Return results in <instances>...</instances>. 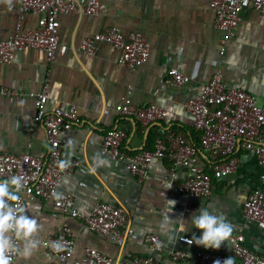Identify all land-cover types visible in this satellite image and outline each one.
<instances>
[{"label":"crops","instance_id":"obj_1","mask_svg":"<svg viewBox=\"0 0 264 264\" xmlns=\"http://www.w3.org/2000/svg\"><path fill=\"white\" fill-rule=\"evenodd\" d=\"M103 1L107 4L105 13H60V41L68 48L64 52L59 49L53 61L44 48L34 46L19 49L10 62L0 61V91L36 92L47 88L44 111L74 103L81 118L80 124L64 133V157L80 159L81 167L64 176L54 198H32L23 189L19 193L37 222L32 238L37 247L27 258L18 254L14 264H97L88 254L91 248L117 259L153 254L162 264H199L174 261L149 247L145 237L158 233L166 245L192 253L205 248L187 243L202 235V230L191 224L201 207L233 225L230 240L215 250L230 253L237 236L243 234L250 248L264 253V229L243 215L245 200L260 184L264 166L244 147L238 151L241 160L237 170L215 178L208 199L176 191L170 185L169 159L155 160L149 177L141 182L126 161L113 158L103 148L106 132L117 125L126 129L125 147L130 152L153 148L163 128L198 141L194 115L186 103L214 75L264 99V13L254 7L243 9L235 34L224 42L227 33L217 26L216 11L209 0ZM20 2L0 0V40L15 35ZM40 22L41 15L34 12L23 20L25 27ZM108 26H118L126 33L140 32L151 43L149 58L130 68L121 62V51L109 41L97 42L94 54L82 51L87 34ZM171 67L191 75V82L185 86L172 83ZM127 99L139 106L160 105L168 111V118L144 127L133 117L121 114ZM38 113L35 97L0 92V153L47 154L46 129L37 119ZM194 161L202 164L206 157L199 155ZM178 174L183 178L188 171L183 168ZM67 194L74 195L73 209L84 215H89L99 200L123 204L129 212L124 240L116 241L94 231L74 211L63 210L56 200ZM168 201H175L174 207ZM63 225L72 228L76 240L70 262L49 252L42 242ZM181 225L187 232L179 230ZM18 245L22 249L24 241Z\"/></svg>","mask_w":264,"mask_h":264},{"label":"built area","instance_id":"obj_2","mask_svg":"<svg viewBox=\"0 0 264 264\" xmlns=\"http://www.w3.org/2000/svg\"><path fill=\"white\" fill-rule=\"evenodd\" d=\"M209 1L216 11L217 26L227 33L224 42L235 34L242 21L243 9L254 7L264 13V0ZM106 11L107 4L103 0H21L15 35L0 40V61L10 62L19 49L27 46L44 48L49 60L53 61L59 49L64 52L68 48L60 41V13L94 15ZM31 12L41 15L40 25L25 27L23 20ZM99 41H109L117 47L121 51V62L130 68L143 64L151 52L150 41L140 32L126 33L118 26H108L93 35L87 34L82 43V51L94 54ZM169 80L176 85L185 86L191 82L192 77L179 67H171ZM0 92L36 98L39 106L37 119L45 126L49 144L48 152L44 156L1 152L0 180L16 176L21 179L23 190L28 196L56 197L64 176L82 165L80 159L64 157V133L81 123L78 106L70 103L44 111L49 97L47 88L36 92L15 89H1ZM186 106L194 115L195 129L199 133L198 141L183 133L170 132L163 128L156 137L153 148L130 152L125 147L126 129L117 125L106 132L104 150L113 158L126 161L131 173L141 182L149 177L155 160L169 159L172 162L167 176L170 185L176 191L201 199L211 196L215 178L237 170L241 160L238 152L240 147L254 154L264 166V99L259 100L244 88L230 85L214 75L202 85L197 95L188 99ZM120 112L123 116L133 117L144 127L168 118V111L164 107L154 103L139 106L130 99L121 106ZM199 155L206 157V162H195L194 158ZM183 168L187 169L188 175L181 178L178 173ZM19 197L17 202L9 203L31 217L25 197ZM56 201L63 210H72L75 215L83 218L92 230L116 241L124 240L129 212L123 204L99 200L92 212L84 215L73 209V194L57 198ZM243 215L264 229V172L261 174L260 184L245 200ZM145 241L153 250L168 254L174 261H196L199 264H216V261H220L223 264L231 258V264H264V253L250 248L245 243L243 234L237 236V243L230 253L211 248H199L192 253L189 249L166 245L158 233H148ZM42 242L49 252L67 262L71 261L76 240L69 225L61 226L56 234ZM57 243L61 246L59 251L53 247ZM88 254L97 264H162L153 254L128 255L117 259L96 248H91ZM17 256H12L11 264L15 263Z\"/></svg>","mask_w":264,"mask_h":264},{"label":"clouds","instance_id":"obj_3","mask_svg":"<svg viewBox=\"0 0 264 264\" xmlns=\"http://www.w3.org/2000/svg\"><path fill=\"white\" fill-rule=\"evenodd\" d=\"M23 187L21 179L16 176L0 182V264H11L12 256L18 254L27 258L37 247V242L32 239L38 229L36 220L9 203V201L17 202L20 199L19 193ZM168 202L174 207L175 201ZM167 219L173 221L168 215ZM191 224L192 227L202 230V235L193 237L187 243H195L205 248L220 249L230 240L234 230L230 222L219 215H214L207 207H201L198 215L192 216ZM179 230L187 232L183 225ZM18 240L24 241L22 249L16 243ZM53 247L59 251L61 246L57 243ZM216 264L221 262L216 261ZM223 264H231V258L225 260Z\"/></svg>","mask_w":264,"mask_h":264}]
</instances>
